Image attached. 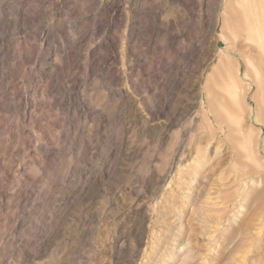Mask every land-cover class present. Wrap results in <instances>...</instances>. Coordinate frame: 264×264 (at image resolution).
<instances>
[{"label": "rangeland", "instance_id": "374dc122", "mask_svg": "<svg viewBox=\"0 0 264 264\" xmlns=\"http://www.w3.org/2000/svg\"><path fill=\"white\" fill-rule=\"evenodd\" d=\"M193 1L0 0V264H264L253 56Z\"/></svg>", "mask_w": 264, "mask_h": 264}, {"label": "bare ground", "instance_id": "6f19581e", "mask_svg": "<svg viewBox=\"0 0 264 264\" xmlns=\"http://www.w3.org/2000/svg\"><path fill=\"white\" fill-rule=\"evenodd\" d=\"M7 1L8 2L11 1V3L13 2V0H7ZM222 2L226 4L224 7H225V11L227 10L226 12L227 18L225 19L226 20L225 22L227 23L228 21L227 25H229V27L228 26L227 27L229 29H232V34L230 38L231 42L233 43V45H235L236 40L239 41L238 43H240L241 41L243 46L249 49L251 56H253V58H251V63L250 61H247L249 63L247 64L245 73H243V79L246 81V83H244L245 85L240 87L238 84L236 85L235 83L232 82L236 80L234 78L238 77L239 73L233 79L231 78V80L229 81L230 82L229 85H231L230 87L231 92L225 90L223 92L224 94L222 93L223 95L221 97L223 98L222 99L223 103L221 101L222 103V104L220 103L222 105L221 111L219 110V112H221V115L219 118L218 117L216 118L220 124H223L224 126H226L227 129H229L231 135L233 136L234 141L232 140L233 143L231 149L233 150L235 156L238 157L240 156L239 154L241 150L245 149L246 146L250 147V144L252 143L251 142L252 138L250 139L245 135L247 132L246 126L247 127L248 125L254 126L253 124L254 110L250 105H248L249 109L247 113L248 114L247 121L244 122V125L241 124V122H243L245 118L244 120H242L241 117L238 116L239 113L238 107L240 103H238L237 95L239 89L245 90L244 96H246L248 95L251 87L253 85L256 86V88L258 89L261 95L259 104H256L258 108L257 110L262 114L258 122L262 127L264 126V0H222ZM193 5L198 6V3L194 0ZM193 5L191 4L186 11V17L184 20L185 22L192 21L194 19V16L196 15L194 12ZM236 24L238 25V31L235 29L233 30V26H235ZM213 26L216 27L217 23L213 24ZM223 28L225 30V27ZM257 131H259V133L257 134L255 141L253 142V146L251 147V150L253 154H257L259 156L257 160L264 161V144H261L262 130L258 129ZM263 161H261V163ZM237 169L239 171L238 174H236V176L234 177L233 182L244 183V181H246L247 179L245 180L244 174L240 172L239 168ZM262 210H263L262 208H259L258 209L259 213L258 212L257 213L261 215ZM258 214L256 215V219L260 218L261 220L264 214L263 216L261 215V217L260 215L258 216ZM258 228L260 231V227Z\"/></svg>", "mask_w": 264, "mask_h": 264}]
</instances>
